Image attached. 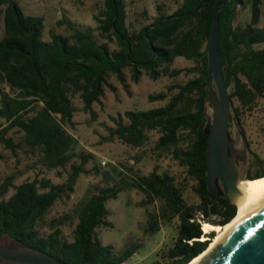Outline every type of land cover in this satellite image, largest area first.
Listing matches in <instances>:
<instances>
[{
  "label": "trees",
  "instance_id": "obj_1",
  "mask_svg": "<svg viewBox=\"0 0 264 264\" xmlns=\"http://www.w3.org/2000/svg\"><path fill=\"white\" fill-rule=\"evenodd\" d=\"M174 1L177 8L171 12L165 1H158L153 20L131 29L126 0H102L94 13L96 25L75 23L65 16L58 24L66 25L71 35L53 32L51 38H45L43 16L27 14L18 0H0L4 21L0 37V142L16 151L21 144L8 133L17 128L26 145L41 150L45 164L62 167L67 173L62 183L46 176L19 184L12 178L0 183V238L9 237L68 264H120L142 244L117 251L114 245L103 244L99 229L114 226L108 202L127 186L144 194L142 206L160 201L159 212H148L149 233H156L164 222L176 221L169 244L158 251L160 259L154 264H188L211 241V236L202 239L203 221L225 225L235 217L237 206L226 195L213 193L207 183L208 108L213 105L208 50L215 6L221 0H208L192 13L187 12L203 0ZM245 5L251 8V20L242 24L238 16ZM263 15L264 0H230L219 11V60L234 115L230 131L236 126L235 119L241 121V116L254 110L264 97ZM178 57L194 64L173 67ZM128 68L136 82L144 73L153 79L191 75L184 82L149 94L150 102L165 101L163 105L119 111L110 115L113 124L106 127L112 139L117 137L133 147H143L151 131L159 132L155 149L169 150L185 167L186 177L195 181L199 202L190 204L184 197L186 183L161 170L159 164L148 173L126 167L132 173L129 180L119 169L120 179L94 185L79 202L70 239L63 230L70 215L50 221L46 215L59 198L71 197L79 176L91 171L86 168L89 158L95 159L93 154H79L82 161L72 162L77 139L68 127L75 126L79 110L75 98L83 102L84 111L96 117L94 103L101 102L106 87L115 89L110 81L113 75L129 87ZM252 164L255 170L243 179L264 176V159L255 152ZM93 169L101 173L99 165ZM10 187L14 192L7 196ZM46 225L48 232L43 230Z\"/></svg>",
  "mask_w": 264,
  "mask_h": 264
},
{
  "label": "rangeland",
  "instance_id": "obj_2",
  "mask_svg": "<svg viewBox=\"0 0 264 264\" xmlns=\"http://www.w3.org/2000/svg\"><path fill=\"white\" fill-rule=\"evenodd\" d=\"M21 7L27 14L40 15L45 18V38H51L53 32L71 35L72 31L66 25H59L58 20L66 16L75 23H85L96 25L94 13L102 5V0H18ZM158 1H165L168 8L174 11L177 4L174 0H126L127 22L131 29H140L149 24L157 14L156 4ZM2 7H0V11ZM239 22L245 24L251 20V8L245 5L240 8ZM264 23V15H263ZM4 34L3 16L0 15V37ZM192 60L178 57L173 63V67H186L193 65ZM128 86L122 84L115 75L110 79L115 89L106 87L105 95L101 102L94 103L96 117L83 110V102L75 98L79 110L74 116L75 126L68 127L69 132L75 135L77 144L75 146L76 156L72 162L80 163L82 156L93 154L95 159L89 158L86 168L89 173H82L75 186V191L70 198L61 197L50 208L46 215V220L50 221L54 217L70 215L63 225L65 235L72 239L73 228L77 222V210L79 202L88 194L94 185L112 184L120 179L118 170H123L126 178L132 173L126 167H132L134 171L141 170L148 173L155 164L161 166V170H167L178 180L186 183L184 197L190 204H197V196L194 186L195 181L187 178L186 169L169 150L160 151L155 149L156 142L160 136L157 131H151L148 142L143 147H133L124 143L119 138H111L107 125L113 122L110 115H115L119 111L127 109H150L163 105L165 101H149V94L166 90L169 84L174 82H184L190 76L181 74L176 78L161 75L153 79L144 73L139 81H134L131 71L126 70ZM208 116H213V105L208 108ZM234 116V115H233ZM236 120L229 139L233 142L234 153L232 154L235 163L243 177L248 172H253L252 159L253 152L264 159V97L260 98L254 110L246 112L241 116V121ZM245 135V138L242 136ZM21 146L13 151L0 142V183L12 178L14 184H19L25 180H32L37 177L46 176L54 183H62L67 178L66 169L53 168L45 164L41 150L33 149L23 141V133L17 128L11 129L8 133ZM80 154V155H79ZM141 155L140 159H137ZM99 165L100 174H97L93 166ZM70 169V165L67 166ZM61 172V173H60ZM247 179V178H244ZM125 184V182L123 181ZM221 188V184H220ZM14 192L10 187L7 196ZM144 194L136 188L125 186L117 198L109 200L108 207L111 209L110 218L113 227H101L99 238L103 244H112L117 251L126 247L141 243L142 246L129 258L130 264H154L160 259L158 251L165 248L174 234L175 222H164L161 229L151 234L148 228V212H159L160 201H156L148 206H142L141 201ZM213 220L217 217L213 216ZM209 222V221H203ZM215 225L214 222H210ZM43 230L50 231L49 226H44ZM217 231L204 232L205 239L211 236V240L217 235ZM203 235V237H204ZM202 237V238H203ZM203 239V240H205ZM1 245L14 246L17 241L9 237L0 238ZM2 264V263H0Z\"/></svg>",
  "mask_w": 264,
  "mask_h": 264
},
{
  "label": "water",
  "instance_id": "obj_3",
  "mask_svg": "<svg viewBox=\"0 0 264 264\" xmlns=\"http://www.w3.org/2000/svg\"><path fill=\"white\" fill-rule=\"evenodd\" d=\"M207 1L203 0L195 10L187 13L198 10ZM229 1L221 0L216 4L209 39V76L213 97V116L209 118L207 127L206 164L209 189L215 194L226 195L230 202L237 206L239 196L236 186L242 177L232 157L234 149L229 136L233 111L226 77L219 60V11ZM180 15L182 13L171 15L167 20ZM242 136L245 138L243 133ZM0 263L68 264L47 252L18 241L14 246L0 244ZM195 264H264V202L233 229L211 255Z\"/></svg>",
  "mask_w": 264,
  "mask_h": 264
},
{
  "label": "bare ground",
  "instance_id": "obj_4",
  "mask_svg": "<svg viewBox=\"0 0 264 264\" xmlns=\"http://www.w3.org/2000/svg\"><path fill=\"white\" fill-rule=\"evenodd\" d=\"M239 199L237 200L236 216L225 225H215L210 222L203 223V231H217V235L210 241L204 252L195 257L188 264L198 261L212 254L222 240L235 229L253 210L264 202V176L253 179H240L236 186ZM206 235L202 239H205Z\"/></svg>",
  "mask_w": 264,
  "mask_h": 264
},
{
  "label": "built area",
  "instance_id": "obj_5",
  "mask_svg": "<svg viewBox=\"0 0 264 264\" xmlns=\"http://www.w3.org/2000/svg\"><path fill=\"white\" fill-rule=\"evenodd\" d=\"M120 264H130V262H129V258L128 259H125V260H123Z\"/></svg>",
  "mask_w": 264,
  "mask_h": 264
}]
</instances>
